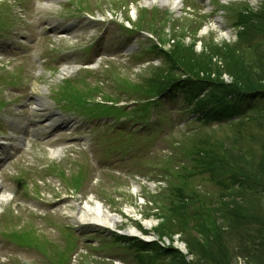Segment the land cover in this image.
I'll list each match as a JSON object with an SVG mask.
<instances>
[{
  "label": "rangeland",
  "instance_id": "rangeland-1",
  "mask_svg": "<svg viewBox=\"0 0 264 264\" xmlns=\"http://www.w3.org/2000/svg\"><path fill=\"white\" fill-rule=\"evenodd\" d=\"M237 1L241 0H221V5L213 0L211 5L210 0H180V10L175 13L158 5L148 8L142 0H57L51 8L40 0H0V44H6L0 47V143L8 144L0 148V197H12L0 201V264L192 262L186 239L194 237L204 243L208 223L214 220L207 219L212 203L205 200L202 207L206 212L201 208L196 216L199 209L188 198L194 194L214 196L212 206L220 212L221 203L234 210L239 193L232 184L223 191L219 181L226 185L225 171L216 170L215 176L205 174L191 161V154L201 151L205 136L230 145L227 138L240 135L246 149L253 147L261 154L264 113L260 112L264 105L257 107L260 112L250 114L251 123L234 128L202 125L196 121L198 115L189 116L190 106L181 97L158 106L140 105L131 113L132 103L141 101L151 90L149 95L154 99L159 82L175 79L184 70L151 49L157 42L163 54L183 45L193 47L197 54L205 47L207 52V47L225 50L236 45L241 51L240 21L236 26L232 15L220 11ZM249 4L251 19L263 14L264 0ZM19 5L26 16H21ZM10 22L12 26H8ZM50 24L69 32L65 37L50 34L46 31ZM253 24L261 27L256 20ZM255 39L261 41L260 37ZM9 42L19 49H8ZM53 43L51 49L49 44ZM47 46L52 51L46 54ZM260 50L264 54V44ZM30 54L43 65L32 57L25 59ZM67 66L80 70L69 80L57 82V75ZM50 68L56 78H49ZM35 77L38 86L31 85ZM220 81L229 85L233 79L224 75ZM88 87L97 90L91 105L103 104L109 97L118 100L127 110L126 117L134 116L133 122L59 111L58 97L78 103L69 95L85 94ZM39 101L42 107L35 109ZM86 105L87 99L77 104ZM91 109L108 110L113 115L122 111L94 105ZM138 112L143 113L137 117ZM152 112L160 119L156 125L150 123ZM48 120L58 123L49 129ZM22 138L25 140L20 143ZM54 150L56 155L51 153ZM184 195L188 200H182ZM219 198H223L220 205L216 204ZM253 198L252 204L264 209V192L262 199ZM149 199L159 203L153 206ZM98 203L118 219L116 229L82 226L68 215ZM144 222L151 223V229H145ZM132 231L142 237L129 233ZM148 241H156L158 247L151 248ZM180 245L186 249L183 256L175 252H181L177 250ZM244 263L246 260L239 259L232 264Z\"/></svg>",
  "mask_w": 264,
  "mask_h": 264
},
{
  "label": "trees",
  "instance_id": "trees-1",
  "mask_svg": "<svg viewBox=\"0 0 264 264\" xmlns=\"http://www.w3.org/2000/svg\"><path fill=\"white\" fill-rule=\"evenodd\" d=\"M247 5L233 14L236 19L234 24L237 26L240 21L241 25L238 35L243 42L239 44L241 51L235 45L226 48L227 50L207 47L205 52L204 45L201 54H197L192 50L193 47L183 45L178 49L174 46L172 53L164 52L168 63L176 62L184 70L175 79L159 82L158 94H162L167 88L182 92L184 102L190 106L187 111L189 116L198 115L196 121L204 126L223 124L235 128L249 124L252 120L250 114L260 112L257 107L264 105V54L260 50L264 44V12L251 19L253 16H249ZM254 20L261 27L253 24ZM257 35H260V42L255 41V38H259ZM239 64L240 67H237ZM224 75L233 79L231 84L225 85L220 81ZM182 76L189 78L182 80ZM262 112L264 113V106L260 113ZM204 138L199 147L201 151L192 153L191 161L205 174L215 176L216 170L223 169L226 185L222 181L219 184L224 188L223 191L229 184L237 187L235 192L239 193V204L231 210L230 204L221 203L223 208L219 212L212 206L215 200L211 197L214 196L206 195L202 200L201 196L194 194L188 198L199 209L196 216L201 213V208L206 212L202 207L205 200L212 203L209 205L207 219L214 220L208 223L204 243L194 237L186 239L188 252L193 257L189 264H232L239 259L246 260L247 263L244 264H264V209L261 205L252 204L253 197L262 199L264 192V147L261 154L254 152L253 147L246 149L241 135L227 138L231 141L230 145H224L220 140L214 141L208 136ZM224 141L227 142L225 139ZM185 197L186 195L183 196V201L187 199ZM195 199H198L197 202H194ZM222 201L223 198H219L216 204L220 205ZM181 205L186 206L183 202ZM193 229H197L196 224ZM133 245L138 250V243L134 242ZM153 247L158 246L153 243L151 248Z\"/></svg>",
  "mask_w": 264,
  "mask_h": 264
},
{
  "label": "bare ground",
  "instance_id": "bare-ground-1",
  "mask_svg": "<svg viewBox=\"0 0 264 264\" xmlns=\"http://www.w3.org/2000/svg\"><path fill=\"white\" fill-rule=\"evenodd\" d=\"M56 0H47L46 4L48 6H53V2ZM142 3L144 6H147L148 8H152L155 5H158L162 8H168L169 10H171L172 12H177L180 9L181 3L180 0H142ZM67 32V31H65ZM72 74V71L70 69H63L61 72V75L59 77L64 78L67 77L69 75ZM41 105V104H39ZM56 124L52 123L50 128L54 127ZM57 150L52 151L53 155L57 154ZM1 189V187H0ZM10 199L9 196H1L0 201H8ZM78 211L74 212V211H69L68 215H70L72 217V221L75 220V222H77V224L80 225H90V226H95V227H100L103 229H116L118 224L120 223L118 221L117 218H114L110 215H108V213L106 211H104L103 207L101 206V204H97L96 206H90V205H86L85 207L82 208H78ZM145 229H151L152 224L147 222L143 223ZM129 233H138L139 235L142 236V234L138 231H132Z\"/></svg>",
  "mask_w": 264,
  "mask_h": 264
}]
</instances>
